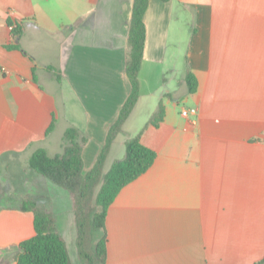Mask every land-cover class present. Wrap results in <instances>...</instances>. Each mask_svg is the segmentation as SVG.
I'll list each match as a JSON object with an SVG mask.
<instances>
[{
	"label": "crops",
	"instance_id": "crops-1",
	"mask_svg": "<svg viewBox=\"0 0 264 264\" xmlns=\"http://www.w3.org/2000/svg\"><path fill=\"white\" fill-rule=\"evenodd\" d=\"M132 1L0 0V173L27 164L38 147L60 153L67 124L87 135L84 169L92 167L130 89ZM9 19L23 28L21 50L6 47ZM143 20L139 98L104 172L160 100L165 114L141 134L156 152L152 165L107 209L105 264H256L264 257V0H148ZM59 122L66 125L56 135ZM34 234L32 211L0 207V264H14L19 243Z\"/></svg>",
	"mask_w": 264,
	"mask_h": 264
},
{
	"label": "trees",
	"instance_id": "trees-1",
	"mask_svg": "<svg viewBox=\"0 0 264 264\" xmlns=\"http://www.w3.org/2000/svg\"><path fill=\"white\" fill-rule=\"evenodd\" d=\"M147 6L148 0L132 1L125 62V75L130 89L115 120L107 128L105 140L92 167L85 170L83 162L82 152L88 137L73 124H68L63 132L60 153L50 156L45 148L38 147L27 160V166L36 175L66 190L70 195L76 230L75 244L82 264H105L107 209L120 189L144 173L156 157V152L145 146L140 139L148 125L158 126L162 121L165 114L162 100L144 127L136 135L126 139L123 157L114 160L110 168L104 172L111 145L139 98L138 74L144 52L146 32L143 17ZM8 24L14 42L6 47L21 50L18 41L23 34V28L10 19ZM47 68L52 71L60 85V71L51 65ZM34 71L35 69L33 78L36 82L37 76ZM185 82L187 92L194 93L197 89V80L191 71L186 73ZM55 123L56 115L52 113L45 136L53 131ZM18 206L23 210L32 211L35 234L19 243L14 264H72L67 243L58 228L56 213L52 208L43 200L31 196L24 198ZM256 264H264V257Z\"/></svg>",
	"mask_w": 264,
	"mask_h": 264
},
{
	"label": "rangeland",
	"instance_id": "rangeland-1",
	"mask_svg": "<svg viewBox=\"0 0 264 264\" xmlns=\"http://www.w3.org/2000/svg\"><path fill=\"white\" fill-rule=\"evenodd\" d=\"M66 100L67 113L75 116L78 113L76 104L73 103V96L68 89L63 91ZM62 107V106H61ZM62 117V113H60ZM61 119V118H60ZM63 122H59L56 128V135L62 134L64 128ZM68 125V124H67ZM66 125V126H67ZM24 160L18 161V167L12 168L10 173L2 169L0 173V207L19 205L26 197H35L37 200H43L56 213V219L59 230L64 233L68 225L73 221L74 212L71 208V197L66 190L53 185L48 180L39 175L28 171ZM5 175V177H3ZM98 188V187H97ZM97 190V189H96ZM68 246L72 264H82L79 259L75 244V227L68 230ZM66 234V233H65Z\"/></svg>",
	"mask_w": 264,
	"mask_h": 264
},
{
	"label": "built area",
	"instance_id": "built-area-1",
	"mask_svg": "<svg viewBox=\"0 0 264 264\" xmlns=\"http://www.w3.org/2000/svg\"><path fill=\"white\" fill-rule=\"evenodd\" d=\"M196 113V108H183L182 110H181V114L182 115H188V114H195Z\"/></svg>",
	"mask_w": 264,
	"mask_h": 264
}]
</instances>
